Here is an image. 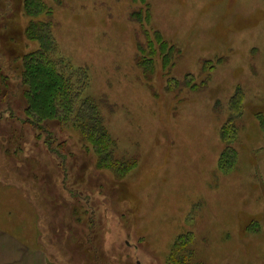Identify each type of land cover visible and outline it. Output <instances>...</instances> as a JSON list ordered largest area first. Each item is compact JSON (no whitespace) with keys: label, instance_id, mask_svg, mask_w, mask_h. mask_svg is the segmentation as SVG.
Masks as SVG:
<instances>
[{"label":"rangeland","instance_id":"1","mask_svg":"<svg viewBox=\"0 0 264 264\" xmlns=\"http://www.w3.org/2000/svg\"><path fill=\"white\" fill-rule=\"evenodd\" d=\"M43 1L51 13L37 21L74 76L83 71L116 160L97 164L70 121L40 123L52 152L21 121L16 68L38 45L25 38L22 0H0V170L7 157L2 176L24 184H0L7 231L48 264H167L189 232L193 263L264 264V0ZM236 91L240 117L228 107ZM230 119L236 157L224 170Z\"/></svg>","mask_w":264,"mask_h":264},{"label":"trees","instance_id":"2","mask_svg":"<svg viewBox=\"0 0 264 264\" xmlns=\"http://www.w3.org/2000/svg\"><path fill=\"white\" fill-rule=\"evenodd\" d=\"M22 5L23 14L29 18L24 29L25 38L36 43L38 47L21 56L20 66L16 68L17 76L21 81L19 87H24L23 97L26 106L23 110L26 118L20 120L33 128L43 130L46 135L44 143L50 152L53 151L50 148L51 133L46 128L41 127L40 123L47 126L49 121L55 119L59 123L70 121L80 136L86 142L92 144L95 153L99 154L97 164H106L104 160L107 159H109V163H115L116 159L112 155L105 156L112 147L109 143L110 138L105 129L103 118L99 112V105L92 98L83 95L85 85L83 71L80 73L75 71L76 76H74L72 66L57 53L49 22L37 21L39 16L51 13V9H46V3L44 4L43 0H22ZM144 20H148V14H145ZM164 46V43H162L160 48L162 49ZM140 51L145 52L144 49H140ZM170 54H172V48L168 47V52L162 55L164 64L167 63L166 67H171L174 64L173 60L171 63L168 62ZM147 64V60L139 62L140 67L144 70ZM2 84L4 85L0 81V85ZM193 86L196 85L193 84ZM4 87L6 88V85ZM5 88H2V90ZM5 95L6 93H2L1 98ZM228 103L229 110L232 113L233 111L237 112L236 117H240L242 115L243 99L239 98V92L236 91ZM7 107L5 112L10 113L9 103ZM231 121V119L227 121L230 124L222 127L221 131V137L226 145L220 156V167L224 170L232 167L236 157L230 143L236 139L238 129L235 124L231 126ZM260 123L264 128L263 119ZM62 157L63 163L60 162V164L64 168L65 157ZM124 167L121 170L123 172L126 169ZM192 242H194L193 233L179 235L173 244L167 264H202L191 261L190 244Z\"/></svg>","mask_w":264,"mask_h":264},{"label":"crops","instance_id":"3","mask_svg":"<svg viewBox=\"0 0 264 264\" xmlns=\"http://www.w3.org/2000/svg\"><path fill=\"white\" fill-rule=\"evenodd\" d=\"M1 139L6 140L5 135L2 133H0V141ZM2 147L3 146L1 145L0 149ZM5 151H6V148L3 151V153H5ZM5 156H6V153H5ZM5 159L7 161V157ZM6 161L4 162L2 161L3 163H5V165L3 164L2 170H0V184H3L4 186H6L5 182H6V179H8V180H11L12 184L16 183L17 185H19V187L23 188L24 184L21 179L22 177L18 179L16 176H12L11 173L9 175V178L7 174L4 177L2 176L4 172L6 173V170H5ZM13 162L15 163V168L19 167L18 162L17 163L15 161ZM17 185L15 186L17 187ZM31 197L33 198V196ZM34 202H35V199H34ZM36 205H39V202L37 200L35 202L34 208L31 209V213H33L34 217H35ZM0 213H1V207H0ZM4 220H5V215L1 216L0 214V264H48V256L44 252V250L42 248H38V246H37L38 249L36 248L35 250L31 249L29 244L26 245L22 241L17 239L14 236V234L11 232H8L6 227L2 224L4 223ZM38 226H39V220H38V224L36 227L37 231H38ZM39 242H40V235L38 236V244Z\"/></svg>","mask_w":264,"mask_h":264}]
</instances>
